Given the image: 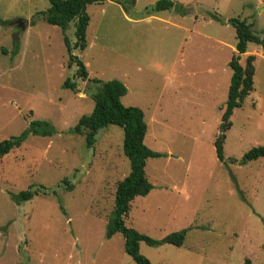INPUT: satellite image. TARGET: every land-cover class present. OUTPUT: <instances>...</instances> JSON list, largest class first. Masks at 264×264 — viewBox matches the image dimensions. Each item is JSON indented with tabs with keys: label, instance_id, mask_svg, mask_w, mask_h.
I'll list each match as a JSON object with an SVG mask.
<instances>
[{
	"label": "rangeland",
	"instance_id": "374dc122",
	"mask_svg": "<svg viewBox=\"0 0 264 264\" xmlns=\"http://www.w3.org/2000/svg\"><path fill=\"white\" fill-rule=\"evenodd\" d=\"M155 1L134 0L129 9L113 1L87 4L86 46L71 50L88 77L125 85L122 104L142 110L143 142L162 153L146 159L152 188L129 202L124 224L153 239L186 228L180 246L139 241L150 264H264V157L238 162L264 145L261 45L247 43L239 58L243 65L254 55L252 88L232 109L222 144L223 157L237 162L219 161L213 147L235 44L227 19H245L264 38V0H181L189 7L184 15L144 10ZM47 7L48 0H0V47L18 44L16 54L0 53V140L32 119L53 127L0 157V264H135L119 232L104 236L115 184L129 170L122 129L105 125L91 146L70 132L92 100L69 65L62 31L37 14ZM147 15L148 22L126 19ZM73 29L70 22L64 30L70 45ZM66 78L75 90L62 86ZM38 185L47 193L20 204L10 197Z\"/></svg>",
	"mask_w": 264,
	"mask_h": 264
},
{
	"label": "trees",
	"instance_id": "16d2710c",
	"mask_svg": "<svg viewBox=\"0 0 264 264\" xmlns=\"http://www.w3.org/2000/svg\"><path fill=\"white\" fill-rule=\"evenodd\" d=\"M105 0H48V7L37 12L39 16L48 24L58 26L62 31V41L68 57L69 65L74 64L75 77L85 81L83 92L92 100V108L88 114L79 116L76 123L71 127L70 132L73 134H83L85 145L91 146L94 143V135L96 131L107 124H115L121 127L122 137V153L127 158L129 164L128 172L119 180H117L114 188L112 210L106 220L104 236L110 238L114 233L119 232L123 237L124 251L131 257L135 264H150L149 260L138 252V242L143 241L147 245H157L160 243H169L180 246L183 242L186 228L172 231L165 234L160 239H153L143 233H139L131 227L124 224V216L127 215L129 202L135 196H143L152 188L151 183L147 180L144 172L146 159L149 157H159L162 153L151 150L144 142L146 132V123L144 121L143 112L136 106H125L121 102V97L126 93V87L117 79L101 80L95 77H88L87 70L83 62L74 54L72 49L82 51L86 46L85 32L88 25L89 16L85 11L87 4L102 3ZM123 9H129L134 0H111ZM173 9L179 15L189 12L178 2L172 0H157L144 10L161 11ZM210 17L216 21H220V17L211 14ZM73 22L74 42L69 44L64 30L68 24ZM235 35L234 50L227 62L231 70L226 100L220 114V123L218 132L213 141L215 156L219 161L237 162L236 159L223 157L222 144L225 138V132L230 127L229 117L232 109L240 106L244 97L252 88L253 75V54H247L244 58V64L239 63L240 55L246 52L247 43L261 45L264 50V38H260L251 30V23L239 17H230L227 19ZM5 21L0 19V25H4ZM12 49L0 47L1 54L9 52L14 55L18 51L17 41H12ZM62 86L75 90L77 85L74 81L66 78L63 80ZM53 133V127L45 120L32 119L28 122L27 128L23 129L19 134L10 136L0 140V157L6 154L10 149L20 146L22 141L28 135L49 136ZM257 157H264V145L251 147L247 150L239 163ZM61 182L66 184V188H70V184L65 178ZM46 194L47 191L42 185H38L33 189H25L16 194H10L15 204L30 199L34 194Z\"/></svg>",
	"mask_w": 264,
	"mask_h": 264
},
{
	"label": "crops",
	"instance_id": "0c3cea01",
	"mask_svg": "<svg viewBox=\"0 0 264 264\" xmlns=\"http://www.w3.org/2000/svg\"><path fill=\"white\" fill-rule=\"evenodd\" d=\"M105 1H111V0H105ZM176 2H178V3H181V0H176ZM168 10H171V9H168ZM161 11H163V10H161ZM150 17H152V16H145L144 18L142 17V18H136V19H130V18H126L127 20H128V22H138V21H140V20H144V21H146V22H148V21H150ZM172 24V23H171ZM173 25H175V24H173ZM125 86V85H124Z\"/></svg>",
	"mask_w": 264,
	"mask_h": 264
},
{
	"label": "water",
	"instance_id": "95a60500",
	"mask_svg": "<svg viewBox=\"0 0 264 264\" xmlns=\"http://www.w3.org/2000/svg\"><path fill=\"white\" fill-rule=\"evenodd\" d=\"M14 23H15L16 26H20L21 28H23V26H24L23 23H22V21L19 20V19L18 20H15Z\"/></svg>",
	"mask_w": 264,
	"mask_h": 264
}]
</instances>
